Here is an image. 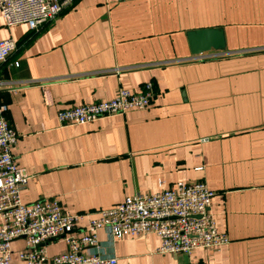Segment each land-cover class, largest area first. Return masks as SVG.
<instances>
[{
  "label": "crops",
  "instance_id": "obj_1",
  "mask_svg": "<svg viewBox=\"0 0 264 264\" xmlns=\"http://www.w3.org/2000/svg\"><path fill=\"white\" fill-rule=\"evenodd\" d=\"M205 27L223 29L226 49L194 59L186 33ZM8 37L16 49L0 63V107L29 176L22 202L56 199L87 213L84 227L128 196L203 180L228 243L160 253L153 233L111 241L100 229L102 252L116 264H264V0H74L37 29L0 17V40ZM147 81L155 95L145 109L57 120L60 109ZM24 244L11 242L10 264H25Z\"/></svg>",
  "mask_w": 264,
  "mask_h": 264
},
{
  "label": "built area",
  "instance_id": "obj_2",
  "mask_svg": "<svg viewBox=\"0 0 264 264\" xmlns=\"http://www.w3.org/2000/svg\"><path fill=\"white\" fill-rule=\"evenodd\" d=\"M74 0H0V17L7 26L27 24L37 29L57 17ZM16 49L13 38L0 40V63ZM197 59V58H194ZM18 63L15 62V65ZM154 86L143 84L138 92L119 88L109 99L60 109V125H82L103 117L121 115L130 109L152 105ZM0 107V264H10L11 242L24 239L19 258L25 264H116L113 255L102 252L97 231H106L111 241L153 233L160 238V253H191L197 248H218L229 238L217 228L210 212L216 192L203 180L179 181L156 192H139L122 202L97 211L84 227L85 212L67 213L56 199L21 200L28 174L12 154L18 133ZM63 240L66 249L48 256L46 245Z\"/></svg>",
  "mask_w": 264,
  "mask_h": 264
},
{
  "label": "water",
  "instance_id": "obj_3",
  "mask_svg": "<svg viewBox=\"0 0 264 264\" xmlns=\"http://www.w3.org/2000/svg\"><path fill=\"white\" fill-rule=\"evenodd\" d=\"M190 54L195 58L207 52H222L226 49L225 34L222 28L205 27L189 30L186 33Z\"/></svg>",
  "mask_w": 264,
  "mask_h": 264
}]
</instances>
